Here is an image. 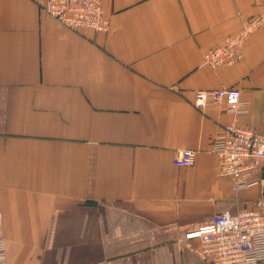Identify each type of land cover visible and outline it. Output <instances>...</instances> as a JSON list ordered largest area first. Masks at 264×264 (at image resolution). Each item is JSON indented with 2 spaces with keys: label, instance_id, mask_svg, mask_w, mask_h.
I'll return each instance as SVG.
<instances>
[{
  "label": "crops",
  "instance_id": "1",
  "mask_svg": "<svg viewBox=\"0 0 264 264\" xmlns=\"http://www.w3.org/2000/svg\"><path fill=\"white\" fill-rule=\"evenodd\" d=\"M44 2L0 0L8 263L210 264L186 235L261 197V185L235 192L211 148L231 124L264 133V27L238 64L202 60L264 0H101L107 33L68 29ZM231 88L245 113L193 105L197 91ZM185 149L193 166H174Z\"/></svg>",
  "mask_w": 264,
  "mask_h": 264
},
{
  "label": "built area",
  "instance_id": "2",
  "mask_svg": "<svg viewBox=\"0 0 264 264\" xmlns=\"http://www.w3.org/2000/svg\"><path fill=\"white\" fill-rule=\"evenodd\" d=\"M42 12L74 31L107 33L111 27L101 0H45ZM263 27L264 7L259 14L246 19L237 34L207 52L202 64L212 69L238 64L243 59L248 38ZM221 103L234 114L245 113L249 104L242 99L241 90L231 88L197 91L193 105L204 110ZM211 152L219 158V175L230 179L235 192L261 185L259 204L253 210L224 211L215 216L209 226L188 233L186 239L200 241L201 255L210 264H264V133L228 125L214 141ZM195 157L194 150L185 149L177 152L173 164L180 168L191 167ZM260 172L261 180L252 181ZM2 222L0 209V264H9Z\"/></svg>",
  "mask_w": 264,
  "mask_h": 264
},
{
  "label": "water",
  "instance_id": "3",
  "mask_svg": "<svg viewBox=\"0 0 264 264\" xmlns=\"http://www.w3.org/2000/svg\"><path fill=\"white\" fill-rule=\"evenodd\" d=\"M263 177H264V175H263ZM262 187H263V183H262Z\"/></svg>",
  "mask_w": 264,
  "mask_h": 264
}]
</instances>
